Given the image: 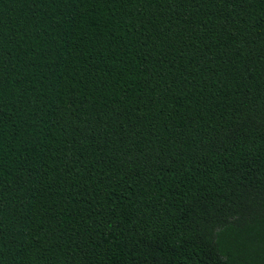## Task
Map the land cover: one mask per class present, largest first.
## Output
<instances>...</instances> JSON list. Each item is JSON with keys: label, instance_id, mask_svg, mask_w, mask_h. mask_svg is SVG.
I'll return each instance as SVG.
<instances>
[{"label": "trees", "instance_id": "obj_1", "mask_svg": "<svg viewBox=\"0 0 264 264\" xmlns=\"http://www.w3.org/2000/svg\"><path fill=\"white\" fill-rule=\"evenodd\" d=\"M0 264H264V0H0Z\"/></svg>", "mask_w": 264, "mask_h": 264}]
</instances>
